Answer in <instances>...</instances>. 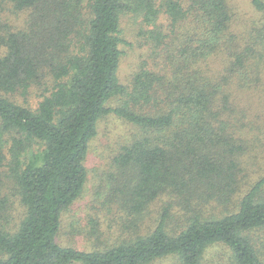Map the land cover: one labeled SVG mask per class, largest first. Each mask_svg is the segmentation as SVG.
<instances>
[{
  "label": "trees",
  "instance_id": "1",
  "mask_svg": "<svg viewBox=\"0 0 264 264\" xmlns=\"http://www.w3.org/2000/svg\"><path fill=\"white\" fill-rule=\"evenodd\" d=\"M251 7L245 16L234 0H0V168L10 152L25 208L11 230L0 174V264H206L217 246L229 264H264L252 234L264 229V167L247 179L264 155V0ZM124 14L139 15L153 43L130 87L119 77L131 45ZM33 86L37 108L13 99ZM115 97L122 104L110 106ZM109 114L136 127L113 158L109 196L127 227L164 197L183 207L182 222L175 228L164 204L146 233L86 251L59 235Z\"/></svg>",
  "mask_w": 264,
  "mask_h": 264
},
{
  "label": "rangeland",
  "instance_id": "2",
  "mask_svg": "<svg viewBox=\"0 0 264 264\" xmlns=\"http://www.w3.org/2000/svg\"><path fill=\"white\" fill-rule=\"evenodd\" d=\"M234 3L239 8L241 7L245 14L249 15L251 11V0H234ZM11 19L17 20V25L23 27L25 25L23 16L18 18L16 14L4 13ZM122 29L123 38L131 42V45L122 44L124 52L122 62L119 70V77L122 83L130 87L136 72L139 70V64L142 63L144 58L152 52L148 37L144 34L145 25L139 15L124 14L122 16ZM1 54V49H0ZM47 83H51L47 80ZM41 86H33L26 93L17 92L13 99L17 102L28 105L31 108H37L39 101L42 99ZM122 104L120 97H115L110 101V106ZM136 127L122 119L115 114H109L103 117L99 123L98 135L91 141L89 155L86 162L88 169V180L86 188L82 196L63 214L62 230L59 235V241L64 245L75 246L79 249L91 251L98 248H104L108 244H112L120 238H130L131 234L140 230L141 233L154 226L157 219L161 216L163 205L171 203L172 223L175 228L181 226V219L178 215L183 213V207L179 206L177 199L171 201L168 197L160 198L156 204L151 208L153 212L144 224L139 228L130 227L131 223L128 219L127 211L116 204V201L111 202L109 196L113 191L115 182L113 179V158L121 145H124L128 139L133 136ZM256 148L259 143L256 140ZM37 149L34 145L27 155L30 156L32 152ZM8 157L6 163L0 168L2 178L1 195L5 197L10 204L9 215V228L15 230L21 223L25 215V208L21 203L19 189L16 184L15 178L11 174L9 164L11 161V153L7 152ZM259 163L252 160L248 162L249 176L248 181H254L259 178L264 167V155L262 159L258 160ZM162 199V200H161ZM128 225L129 228L127 227ZM147 226V227H146ZM253 236L260 240L262 250H264V229L252 231ZM221 256L216 259L215 263H210L208 259L211 258V253ZM227 249L217 246L210 250L211 253L207 256L206 264H229L230 253L227 254ZM3 253L0 251V258Z\"/></svg>",
  "mask_w": 264,
  "mask_h": 264
}]
</instances>
